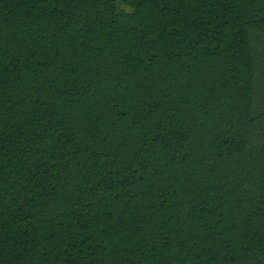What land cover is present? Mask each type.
I'll return each mask as SVG.
<instances>
[{
	"label": "trees",
	"instance_id": "trees-1",
	"mask_svg": "<svg viewBox=\"0 0 264 264\" xmlns=\"http://www.w3.org/2000/svg\"><path fill=\"white\" fill-rule=\"evenodd\" d=\"M264 0H0V264H264Z\"/></svg>",
	"mask_w": 264,
	"mask_h": 264
},
{
	"label": "rangeland",
	"instance_id": "rangeland-1",
	"mask_svg": "<svg viewBox=\"0 0 264 264\" xmlns=\"http://www.w3.org/2000/svg\"><path fill=\"white\" fill-rule=\"evenodd\" d=\"M254 50L256 51V55L261 57V59H264V37L262 36H256L254 38Z\"/></svg>",
	"mask_w": 264,
	"mask_h": 264
}]
</instances>
